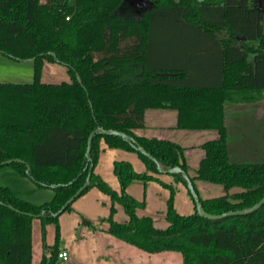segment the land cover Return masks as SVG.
<instances>
[{"label":"trees","instance_id":"trees-1","mask_svg":"<svg viewBox=\"0 0 264 264\" xmlns=\"http://www.w3.org/2000/svg\"><path fill=\"white\" fill-rule=\"evenodd\" d=\"M139 1L134 10L129 0H0V54L34 63L32 81H0V168L12 166L53 191L36 203L0 184V264H33L35 219L43 232L55 224V248L49 256L44 248L37 263L54 264L59 215L93 186L110 197L106 231L140 249L179 251L182 264H264V202L209 218L195 201L194 211L180 212L171 187L161 228L138 213L145 199L127 191L135 179L145 183L180 166L211 214L247 208L264 195V161L232 160L225 124L226 105L264 96V7L258 0ZM45 60L64 63L69 79L42 80ZM161 107L177 110L180 128L217 130L201 144L193 173L183 145L135 131L147 108ZM101 143L135 151L145 170L115 159L120 188H113L94 171ZM167 172L188 184L182 172ZM196 180L226 192L202 197Z\"/></svg>","mask_w":264,"mask_h":264},{"label":"rangeland","instance_id":"rangeland-1","mask_svg":"<svg viewBox=\"0 0 264 264\" xmlns=\"http://www.w3.org/2000/svg\"><path fill=\"white\" fill-rule=\"evenodd\" d=\"M75 2L76 0H68V3L70 4H75ZM129 2L131 4L130 7L134 10L140 9L144 3L143 1L140 2L139 0H129ZM249 58H251V54L249 55ZM45 61L51 62L47 60ZM49 66L50 67L45 70L42 69V80L58 82L69 79L67 67L64 63L52 62ZM33 69L34 63L30 58L15 59L7 55L0 54V81H32ZM260 99L257 102L260 105V101H262L259 111L260 113H263L262 109L264 110V99ZM154 109L155 108H147L145 110L148 124L154 123L156 121L149 115L151 110ZM248 112L249 113L245 115V117L240 116V120L244 123V126H252L254 131L255 127L258 126V132L261 133L254 135L247 133L248 135L244 137L245 142L242 143V147L241 145H233L236 139V131H239L237 121L239 118L231 112L228 114L226 113L225 124L228 134V150L230 152L231 159L235 161H264V115L257 118V110L252 109ZM244 128L246 130L247 126ZM212 130L186 129L178 127V131H176L178 134H176L175 137L180 139L179 137H181L180 134L182 133L191 134L190 132H200L201 138L206 139L211 137L212 134L210 132H212ZM252 130L250 132H252ZM107 148L109 150H117L118 153H114V155H116L115 157L129 159L135 169H141V166L138 163L141 161L135 151L113 149L111 147ZM109 152L111 151H106V153L110 155ZM102 167V176L104 179L113 188L119 189L120 184L118 178L112 169L109 171L106 168L107 166L104 159L102 161ZM154 176L157 179H150L145 183H143L141 180L135 179L127 187V191L138 198L145 199V206L138 208L137 211L143 214L151 215L153 217V222L157 227L165 228L167 226V220L165 218V210L167 206L166 201L170 194V188L172 187L174 189L175 207L183 213L194 211V199L192 193L190 192L189 185L176 178L173 174L160 170L155 172ZM163 182L168 183L169 185H165ZM200 182H205V184H207L206 190L201 188L198 189V192L202 197L220 195L226 192V189L222 184L196 180V186H198ZM0 184L9 185L14 191H16L18 195L36 203L48 200L53 193L51 188L37 185L28 176L21 174L15 168L9 165H5L0 169ZM232 189L233 188H231L230 191H232ZM116 207L117 210L115 212V217L119 220H123L126 215L121 203H116ZM109 209V195L97 188H92L78 197L73 202L72 207L64 211L59 217L58 247L55 250L58 252L59 249H61L60 246H67L69 248V252L67 251V259L69 260L57 258L54 264H90L89 261H91L90 259L92 251L97 247V238L91 234V230L106 228L104 218L109 213ZM86 219L87 221H85ZM85 227L89 228L90 231H88L89 233L87 232L86 236L81 239L82 236H80V232L82 228ZM55 234L56 231L54 223L47 224L43 232L39 220L35 219L33 226V245L37 262L41 259L40 252L43 251V248H46L47 250L46 256H49L54 250L55 247H53V243L55 242ZM42 235H44V237ZM72 236L76 238V241L72 239ZM135 248L137 250L133 248V251L130 250L129 254L124 252L125 257H131L128 259L130 261L141 260L146 261V264H160V262H162V264H182V255L179 251L163 250L162 252H159L158 256L153 257L148 255V253L146 256V253H144V251L142 252L143 249H140L136 246ZM138 253H142L144 255L143 258H141L142 256H140ZM127 263L131 264V262H125V264Z\"/></svg>","mask_w":264,"mask_h":264},{"label":"crops","instance_id":"crops-1","mask_svg":"<svg viewBox=\"0 0 264 264\" xmlns=\"http://www.w3.org/2000/svg\"><path fill=\"white\" fill-rule=\"evenodd\" d=\"M258 5H259V2H258ZM263 7H264V0H263ZM50 63H52V62H46L45 61L44 66H43V70L49 68ZM261 98L264 99V96ZM258 100L253 101V102H240V103H231L229 105H226L225 115H226V113L228 114L229 112H231L232 114L238 116V118L240 116L245 117V115H247L249 113L248 112L249 110L255 109V110H257V112H256L257 116L256 117L259 118L262 115H264V110L262 109L263 113H260L259 108H261L260 105L262 104V101H260V105H259V103L257 102ZM174 109L175 108H172V107H161V108H155L154 110H151L149 115L152 117V119L154 118L156 120L154 123H151V124L147 123V117H146V111H145V113H144V126L140 127V128H136L135 131L139 134L146 135V136H155L158 138L171 139V140H174V141L180 143L181 145H183L185 148L184 153L187 157V161L189 164V171H190V173H193V170L197 166L199 159L204 154V151L201 147V144L207 139L216 137L218 135V133H217V130L215 131V130L210 129V130H212V132H210L212 135H211V137L206 138V139L201 138L200 132H190L191 134L182 133V134H180L181 135V137H179L180 139H177L175 137V135L178 134L176 132V131H178V126H177V115H178V113H177V110L176 109L174 110ZM237 121H238V126H239L238 130L239 131H236V137H235L236 139H235L233 145H235V146L241 145V147H242L243 146L242 143L245 142L244 137H246V135H248L247 133H250L253 135L261 133V132H258V129H259L258 126L255 127V131H254V128H252V126L250 127L249 125H246L247 129L245 130L244 127H246V126H244V123L240 120V118ZM203 130H209V129H203ZM251 130H252V132H250ZM255 137H256V135H255ZM173 138H176V139H173ZM107 147H109V146H107L105 143H101V150L99 153V158H98V161H97L95 168H94V171L96 173L100 174L101 176H102V172H103V167H102L103 159L105 160V164L107 166L106 168L109 171H110V169H112V171H113V161L115 159H124V160L130 161L129 159L115 157L116 155H114V153H118L117 150H109ZM111 148L125 150V149L116 148V147H111ZM240 149H242V148H240ZM106 151L107 152L111 151V152H109L110 155L108 153H106ZM112 151H114V152H112ZM127 151H129V150H127ZM104 152H105V154H104ZM103 155L105 158L103 157ZM138 158L140 159V157H138ZM140 161L141 162H138V163L141 166V169H135L134 168L137 171L145 170V164L143 163V161L141 159H140ZM206 185L207 184H205V182H200V184H198L197 188L198 189L201 188V189L206 190L207 189ZM92 188H97V187L93 186L90 189H92ZM14 192L16 193V191H14ZM133 196H135V195H133ZM136 198H138V197H136ZM138 199H142V198H138ZM110 203H111V201H110ZM138 213L143 214V213H140L139 211H138ZM61 214H63V212ZM61 214L59 215V217L61 216ZM88 231H90L89 228H87V227L82 228V230L80 232L81 233L80 236H82L81 239H83L86 236V233ZM91 234H93L97 238V247L95 248V250L92 251L91 259H90L91 261H89L90 264H125V262H131V264H146V261H141V260L130 261V260H128L131 257L130 256L125 257V253L129 254L130 250L133 251V248L136 249L135 246L124 241V240H122V239H120V238H118V237H116V236H114V235H112L111 233L107 232L106 228H104V229H102V228L92 229ZM77 237H78V235H77ZM72 239L74 241H76V238L73 236H72ZM33 243H34V241H33ZM131 247H133V248H131ZM60 248L65 249L69 252V248L67 246L62 245V246H60ZM34 250L35 249H34V245H33L32 262H33V264H37L39 261L38 262L36 261ZM44 250L45 249L43 248V251L40 252L41 257H42ZM143 251H144V253H146V256L148 253V255L153 256V257L158 256L159 252H162V251L148 252V251L142 250V252ZM45 252L47 254V250ZM138 254L140 256H142L141 258H143L144 255L142 253H138ZM57 258H60V257H57ZM67 260H69V259H67ZM127 264H129V263H127ZM160 264H162V262H160Z\"/></svg>","mask_w":264,"mask_h":264},{"label":"water","instance_id":"water-1","mask_svg":"<svg viewBox=\"0 0 264 264\" xmlns=\"http://www.w3.org/2000/svg\"><path fill=\"white\" fill-rule=\"evenodd\" d=\"M259 7L263 9V0H259ZM52 54H54V52H52ZM32 59V58H30ZM79 79V77H78ZM104 131H112L114 133H120L119 131L117 130H104ZM91 136H92V133L89 134L88 136V140H87V148H86V154H88V151H89V148H90V141H91ZM139 150H141L142 152H144L146 155H149V152L145 151L144 149H142L140 146L137 147ZM10 161V159L8 160ZM165 172L169 171V172H172V171H177V172H182L184 174V176L187 178L188 180V185H189V188L192 190V195H193V198H194V201L196 203V210H197V213L202 215V216H205V217H209V218H221V217H224L226 215H233V214H244V213H247V212H251L253 210H255L257 207H259L263 202H264V195L260 198L259 201H257L256 203H254L253 205L247 207V208H240V209H232V210H228V211H224V212H221V213H217V214H211L209 212H207L204 207L200 204V201H199V196L198 194L193 191V186L191 184V182L189 181L188 177L186 176V173L185 171H183V169L180 167V166H175L174 168H169L167 170H164ZM86 184H83L81 185L77 190L76 192L70 197L68 198V200L62 205V207L56 212L59 213L61 212L62 210H64V208L66 207V205L71 202L74 197L76 195H78L82 190L83 188L85 187Z\"/></svg>","mask_w":264,"mask_h":264},{"label":"built area","instance_id":"built-area-1","mask_svg":"<svg viewBox=\"0 0 264 264\" xmlns=\"http://www.w3.org/2000/svg\"><path fill=\"white\" fill-rule=\"evenodd\" d=\"M58 257L62 258V259H67L68 258V252L65 249H59L58 251Z\"/></svg>","mask_w":264,"mask_h":264}]
</instances>
